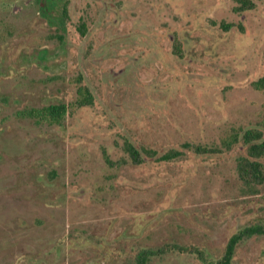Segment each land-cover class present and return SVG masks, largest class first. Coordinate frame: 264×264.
Segmentation results:
<instances>
[{
  "label": "rangeland",
  "instance_id": "rangeland-1",
  "mask_svg": "<svg viewBox=\"0 0 264 264\" xmlns=\"http://www.w3.org/2000/svg\"><path fill=\"white\" fill-rule=\"evenodd\" d=\"M250 1L0 0V264H133L144 248H161L148 264H211L264 223V186L238 176L247 145L224 147L247 129L264 142ZM169 149L185 152L159 160ZM230 264H264V234Z\"/></svg>",
  "mask_w": 264,
  "mask_h": 264
},
{
  "label": "trees",
  "instance_id": "trees-1",
  "mask_svg": "<svg viewBox=\"0 0 264 264\" xmlns=\"http://www.w3.org/2000/svg\"><path fill=\"white\" fill-rule=\"evenodd\" d=\"M240 7L250 9L253 6V3L250 0H239ZM85 104H91V95L89 91L85 88ZM65 106L64 105H49L45 107L42 112L45 116L50 117L52 120H57L59 117L62 116L65 112ZM256 134V131L253 129H247L243 132L241 135V132L235 133L231 136L230 139L226 140L224 142L225 148H230V146L238 140V138H242L243 143L247 145L246 148V154L244 156H240L237 160V171L238 176L246 181V182H252L253 184H260L264 186V163L261 160V158H264V142L263 141H254L255 139H260L259 133L257 136H254ZM259 136V137H258ZM184 147L192 148L195 152H198L200 146L198 145H191L189 143H184ZM204 148V147H203ZM125 150L130 157V159L134 163H142L143 157L142 153H147L150 150L148 148H142L137 149L133 144L126 141L125 143ZM154 151L150 152V155L153 156ZM185 151L178 150V149H169L166 152H164L162 155L158 157L159 160H172L175 158H178L179 156H182ZM106 156V154H105ZM106 162L112 166L113 161H111L108 157H105ZM264 234V223H256L250 226H246L237 232L233 233L230 238L228 239V242L226 244L225 250L223 255L219 260L216 261H210L211 264H230L234 253L235 248L239 242L242 240L251 237L253 235H262ZM174 246L175 248L179 249L180 247L176 245H170ZM171 248V247H170ZM182 248V247H181ZM199 249V248H197ZM200 250V251H199ZM197 252V255L199 256L200 252H202L201 249H199ZM161 248H144L139 251H137L133 258V264H148L151 257L156 256L160 253ZM203 253V252H202ZM203 261H206L204 257Z\"/></svg>",
  "mask_w": 264,
  "mask_h": 264
},
{
  "label": "flooded vegetation",
  "instance_id": "flooded-vegetation-1",
  "mask_svg": "<svg viewBox=\"0 0 264 264\" xmlns=\"http://www.w3.org/2000/svg\"><path fill=\"white\" fill-rule=\"evenodd\" d=\"M82 33H84V32H82ZM84 89H85V87H84ZM52 105H54V104H52ZM49 106V105H48ZM47 107V106H46Z\"/></svg>",
  "mask_w": 264,
  "mask_h": 264
}]
</instances>
